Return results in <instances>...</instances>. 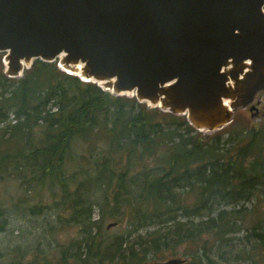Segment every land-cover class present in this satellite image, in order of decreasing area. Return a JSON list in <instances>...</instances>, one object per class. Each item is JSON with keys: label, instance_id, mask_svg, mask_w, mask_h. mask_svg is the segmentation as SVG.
I'll list each match as a JSON object with an SVG mask.
<instances>
[{"label": "trees", "instance_id": "1", "mask_svg": "<svg viewBox=\"0 0 264 264\" xmlns=\"http://www.w3.org/2000/svg\"><path fill=\"white\" fill-rule=\"evenodd\" d=\"M1 59L0 177L10 163L29 188L59 186L71 222L91 227L93 206L78 196L80 186L76 194L69 190L65 160L76 137L106 144L89 161L95 175L89 181L97 190L112 189L101 216L105 209L116 220L126 216V236H136L107 244L89 232L77 242V264H144L188 246L195 248L192 264H225L217 253L229 246L247 259L258 252L264 261V216L251 220L254 207L236 209L264 194L263 135L246 131L223 139V132L199 133L185 117L114 97L55 63L34 60L21 79H10ZM240 234V243L233 242ZM67 252L53 263L35 258L10 264H68Z\"/></svg>", "mask_w": 264, "mask_h": 264}, {"label": "water", "instance_id": "2", "mask_svg": "<svg viewBox=\"0 0 264 264\" xmlns=\"http://www.w3.org/2000/svg\"><path fill=\"white\" fill-rule=\"evenodd\" d=\"M0 54L7 78L21 79L34 60L56 63L211 134L237 110L258 114L264 0H0Z\"/></svg>", "mask_w": 264, "mask_h": 264}, {"label": "rangeland", "instance_id": "3", "mask_svg": "<svg viewBox=\"0 0 264 264\" xmlns=\"http://www.w3.org/2000/svg\"><path fill=\"white\" fill-rule=\"evenodd\" d=\"M258 100H260L261 106L257 116L251 118L248 108L237 110L233 122L227 126V129L217 131L218 133L223 132V139H226L229 134L237 135L246 131H255L264 136V93L255 97V102ZM138 104L146 108V104ZM91 141L79 137L74 138L71 145V156L66 158L64 166L65 177L69 180V190L76 194L77 188L80 186L78 196L86 203V206H93L91 221L94 222V225L91 227L87 225L88 227L84 228L71 222L70 203L63 201L59 186L51 189L55 194L46 188H29L22 183V176L10 167L12 164H7L6 167H9L7 173L0 177V264L29 263L35 258L41 262L46 260L53 263L60 260L62 250L66 249H68L67 258L71 260L68 264H77L73 260L76 257L75 254L78 253L77 242L81 241L89 232L98 234L100 239L102 238L107 244L112 242L116 244L120 236L123 237V241L134 239L136 235H132L130 238L126 236L129 227V220L126 216L116 220L110 216L108 209H105L101 216L100 207L107 203V195L109 198L111 197L112 189L108 186L107 190H97L94 187L96 184L92 180L89 181V177H95L90 171L89 161L104 152L106 144L101 139L96 141L92 139ZM122 159L125 161L124 157ZM81 168L89 169L84 170L89 172V176L83 173ZM81 184L85 185L86 189ZM111 187L114 188V185L111 184ZM243 206L248 210L254 207L255 212L248 219L259 220L264 216V194L256 195L253 203L242 202L236 209ZM110 224H114V226L107 228ZM241 236L243 237L240 234L238 237L231 238L236 239L233 242L240 243ZM188 247L177 249L178 253L174 256L169 254L160 260L149 258L144 264L166 261L170 258H180L185 260L184 264H192L191 255L195 248L188 249ZM227 249L221 247L217 253L221 260L225 261V264H264L258 252H251V257L247 259L245 253H237L231 246ZM80 250L81 254L86 252V250L85 252Z\"/></svg>", "mask_w": 264, "mask_h": 264}, {"label": "flooded vegetation", "instance_id": "4", "mask_svg": "<svg viewBox=\"0 0 264 264\" xmlns=\"http://www.w3.org/2000/svg\"><path fill=\"white\" fill-rule=\"evenodd\" d=\"M252 104H253V105L255 106V108L259 111V107L261 106V102H260V100H258V101L255 102V99H254V101H253ZM249 108H250V106H249ZM249 108H248V110H249Z\"/></svg>", "mask_w": 264, "mask_h": 264}]
</instances>
